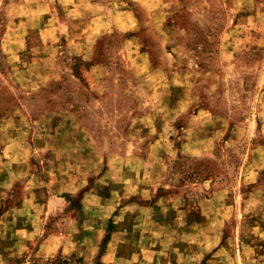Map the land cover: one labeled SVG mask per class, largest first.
I'll return each mask as SVG.
<instances>
[{
    "label": "rangeland",
    "instance_id": "rangeland-1",
    "mask_svg": "<svg viewBox=\"0 0 264 264\" xmlns=\"http://www.w3.org/2000/svg\"><path fill=\"white\" fill-rule=\"evenodd\" d=\"M71 4L0 0V264H264V0ZM145 167L183 224L153 263L105 203Z\"/></svg>",
    "mask_w": 264,
    "mask_h": 264
},
{
    "label": "crops",
    "instance_id": "crops-1",
    "mask_svg": "<svg viewBox=\"0 0 264 264\" xmlns=\"http://www.w3.org/2000/svg\"><path fill=\"white\" fill-rule=\"evenodd\" d=\"M59 1L62 6L65 5L68 10H71L73 8L71 2L77 0ZM1 157L3 159H8L7 155H3ZM3 159H1V161ZM149 166L155 167V165H147L146 167ZM146 167L139 170L135 176L133 174L134 170H131L130 168L128 169V171L130 170L131 173H128L127 170L115 171L112 175V177L114 178H112V196L109 199V202H106L108 199H105V203L107 205L111 204L112 206L111 218L113 225L125 218H131V220L133 219V228H128L127 230H121L120 228H118V231H122L123 233H131L132 231L136 232L139 243L143 242V250H145V254H147V256H151L150 262L153 263L154 261H157V255L163 254L161 253V251H159L158 246H156L158 240H161V237L168 236L170 234H174L171 239L176 240L178 237V226L183 224L179 220L177 198L167 194L158 193L162 185V175L160 174V172L162 173V169H160V172L156 174L151 168ZM124 172H126L127 175H125ZM68 179L70 182L67 185H71L73 187L77 186V189L82 187L86 182L85 178L83 179L79 176L68 177ZM101 180L102 178H99L95 181L98 183L101 182ZM115 183L123 184L116 185ZM63 191L67 193H74L77 190L64 189ZM123 191H125L126 193H124ZM82 198L83 208H81V210L79 211H76L73 219L84 214L85 217L88 218L102 219L100 216H103V218L106 216L109 217L108 214H105L106 212H99V210L95 208V206L101 202V199L97 195V193L94 192L93 187L87 189L83 193ZM29 199H31V202H34V208H36V210L38 211L35 214L37 217L41 215L40 210H52L54 209V207H57L54 206L55 204H52L51 207L50 203L47 204L48 207L40 206V203L38 204L39 196L37 197V195L31 196ZM29 199L27 198L25 201H28ZM103 209L105 210V208ZM96 223L97 222H94L93 224H90L88 228H85L87 229V232L89 231L91 233V230H98L96 229ZM80 224L81 223H79L78 227L80 226ZM138 244L137 247L139 248ZM169 262L171 261L169 260Z\"/></svg>",
    "mask_w": 264,
    "mask_h": 264
},
{
    "label": "trees",
    "instance_id": "trees-1",
    "mask_svg": "<svg viewBox=\"0 0 264 264\" xmlns=\"http://www.w3.org/2000/svg\"><path fill=\"white\" fill-rule=\"evenodd\" d=\"M50 264H76V261L72 259H67V258H59L51 262Z\"/></svg>",
    "mask_w": 264,
    "mask_h": 264
}]
</instances>
